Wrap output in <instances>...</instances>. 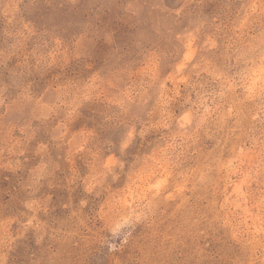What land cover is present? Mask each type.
<instances>
[{"label":"rangeland","instance_id":"1","mask_svg":"<svg viewBox=\"0 0 264 264\" xmlns=\"http://www.w3.org/2000/svg\"><path fill=\"white\" fill-rule=\"evenodd\" d=\"M0 264H264V0H0Z\"/></svg>","mask_w":264,"mask_h":264}]
</instances>
